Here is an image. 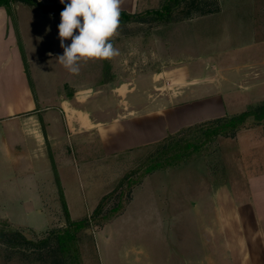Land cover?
<instances>
[{"label": "rangeland", "instance_id": "rangeland-1", "mask_svg": "<svg viewBox=\"0 0 264 264\" xmlns=\"http://www.w3.org/2000/svg\"><path fill=\"white\" fill-rule=\"evenodd\" d=\"M163 1L153 0L150 10ZM15 8L25 72L27 64L32 80V71L51 76L48 88L43 75L33 86L19 84L34 97L5 99L15 109L14 115L5 112L0 126L9 149L7 154L0 143V227L33 241L67 224L61 182L71 220L90 218L101 201L103 216L118 206L127 183L140 178L142 162L167 134L264 103V0H199L188 19L160 27L120 22L111 41L120 55L82 62L78 75L56 60L60 14L49 17L21 1ZM18 74L3 69L0 80ZM125 85L129 96L120 102L113 92ZM36 90L43 98H35ZM81 91L98 129L75 133L67 148L43 146L41 157L33 155L40 150L29 137L14 138L21 133L17 123L29 136L28 128L40 122L30 103L49 108V118L65 125L60 103L67 102L69 112L78 109ZM254 122L250 118L239 133L213 141L198 159L144 177L123 196L120 215L80 234L83 264H253L244 257L250 235L239 223L247 217L239 206L250 199L248 177L262 169L255 162L264 157V127ZM0 264L29 263L0 244Z\"/></svg>", "mask_w": 264, "mask_h": 264}, {"label": "trees", "instance_id": "trees-1", "mask_svg": "<svg viewBox=\"0 0 264 264\" xmlns=\"http://www.w3.org/2000/svg\"><path fill=\"white\" fill-rule=\"evenodd\" d=\"M16 1H21L30 7L43 11L61 12L64 9V6L57 4L44 5L37 0H0V8L3 7L8 13L12 14L11 5L12 2ZM198 2L199 0H164L160 9L149 10L136 15L121 12L120 22H138L140 24L151 22L158 23L159 27L178 23L188 19L191 10L196 7ZM186 6L191 9L181 13V9L185 10ZM23 58L25 60L24 56ZM25 68L29 84L33 86L27 64ZM250 118L255 120L253 125H264V103L238 115L205 121L195 126V128L185 129L175 134H167L158 143L155 152L151 153L142 162L143 172L140 174V178L127 183L126 189L121 192V201L118 206L103 216H100L104 208V201H101L90 218H85L81 221L71 220L67 203L59 184L60 197L66 215V226L48 232L39 241L27 238L22 231L0 227V244L6 247L10 254H17L23 262H28L29 264H83L80 251V234L90 228L92 224L108 223L120 215L126 207V201H123V196L130 194L134 186L140 184L144 177L153 172L179 168L200 158L209 151V144L219 138H227L236 134L246 127L245 123ZM109 197L111 195L107 198ZM4 257L6 259L8 257L11 258V256ZM6 261H11V259Z\"/></svg>", "mask_w": 264, "mask_h": 264}, {"label": "crops", "instance_id": "crops-1", "mask_svg": "<svg viewBox=\"0 0 264 264\" xmlns=\"http://www.w3.org/2000/svg\"><path fill=\"white\" fill-rule=\"evenodd\" d=\"M37 1L44 5L57 4L59 6H64L59 2V0H37ZM16 2H12L11 5L12 14L8 13V11L5 8L3 7L0 8V68H2L0 73L3 72V69H9V68H12V70H15V72L17 71L19 73L14 77H9L8 80H6L5 82H2L0 80V126H2L1 122L5 112L6 111L9 112V114L11 115L14 113V109H15L13 104L6 105L5 103L6 98L18 99V100L22 97L31 98L34 97L33 93L35 92L33 90L31 91V88L27 90L26 88H28V86L24 88V90H22L23 87L20 86L21 84L23 86H26V84L28 83V77L26 76V72L24 69V61L21 51V49L23 50L26 49L25 38L23 37V34L20 29L17 11L15 8ZM152 2L153 0H124V3L122 5V12L129 15L144 13L150 10L151 8L150 4H152ZM37 10H39L41 14L47 15L49 17H55L61 13L58 11L50 12V11H43L40 9ZM54 31L56 33V29H54ZM66 41L65 43L67 44ZM53 44L55 47L54 49L57 50L58 53L62 55L63 49L60 47V41H57L56 38L54 39ZM47 63H48L47 61L45 63L41 62V65L36 64V67L37 66L46 67ZM105 66L106 65H104V67ZM37 75L39 77L42 75L44 76V78L47 81L44 84L45 87L43 88H48L47 83L49 77L51 76L50 73L47 75L46 72L44 74L43 72L39 73L38 71L35 72L32 71V76L34 78L32 80L33 83L38 82ZM113 75L111 76V78H113ZM18 77H21V80L17 79ZM126 87L127 85H125L123 89H115L113 92L114 95H116L120 99V102H125L123 100L127 99V97L129 96V92H127L126 89L124 90V88ZM38 91L39 90H36L35 98H43V96L37 94ZM99 92L100 90L97 91L95 95L98 94ZM76 94H77L76 96L77 103L79 105L78 109H72V110L69 109L71 111L69 112L67 110L68 103L64 101L60 103L61 113L67 118V122L65 121V125L61 121H57L55 119H53L55 121H52V118L51 119L49 118V115H51L49 108L42 110L38 107L37 102L33 101L32 103H30L29 110L33 111L32 118L37 119L40 122H37L36 124L31 125L28 128V131L30 132L29 136H27L25 132L26 129L24 128V125H22L21 123H17V124L14 123L18 125L17 126L18 130L21 132L17 136L13 135L14 138H17L18 141L21 140L24 141L26 137H29V140L33 143V145L38 146L40 150V151L37 150V152L35 151L33 155H35V157H41L43 155V149H42L43 146H46L47 149L50 148V150L56 147L67 148L69 139L73 138V135L75 133L77 134L87 133L89 131L95 130L96 128L98 129L100 124L96 123L97 121L91 120L89 118V116L91 117L90 112L86 110V108L84 107V103L85 101H87L86 100L87 96H85L86 91H81ZM70 117H74V120H72V122H68V118ZM76 126L78 127L77 132H75ZM258 127H264V125H258ZM251 133H257V131ZM4 142L5 139L2 134L0 143L3 144ZM1 146L3 147L4 150L7 151L8 154L9 152L8 147H6V145L4 144ZM253 148L259 150V147L257 145H255ZM16 154L20 155L21 153H16ZM22 154L24 155V153ZM30 159L34 162L38 160L33 158ZM255 164H256L255 168L259 169V167L261 166L262 169L261 171H258L248 177V191H249L250 199L248 200L245 199L243 205L239 206L240 209L244 211L245 215H247V217L245 219L246 222L244 221L242 223L240 221L239 223L242 224V227L245 228L244 233L245 234L247 233L246 237L250 235V239L246 244L247 253L245 254L244 257L251 258L253 264H264V157L259 158L255 162ZM55 172H58V169ZM28 178H33V177L29 176Z\"/></svg>", "mask_w": 264, "mask_h": 264}, {"label": "clouds", "instance_id": "clouds-1", "mask_svg": "<svg viewBox=\"0 0 264 264\" xmlns=\"http://www.w3.org/2000/svg\"><path fill=\"white\" fill-rule=\"evenodd\" d=\"M58 39L63 54L57 62L70 74L78 75L81 63L90 59L110 60L120 55L111 42L120 28L124 0H59ZM50 27L46 31H50ZM71 40L66 44V40ZM51 56L52 54L49 53Z\"/></svg>", "mask_w": 264, "mask_h": 264}]
</instances>
